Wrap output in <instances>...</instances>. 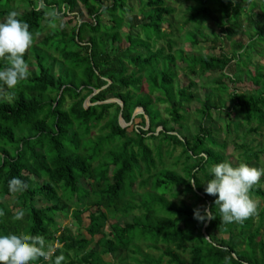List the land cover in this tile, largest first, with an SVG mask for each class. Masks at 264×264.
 Returning <instances> with one entry per match:
<instances>
[{
	"label": "trees",
	"instance_id": "1",
	"mask_svg": "<svg viewBox=\"0 0 264 264\" xmlns=\"http://www.w3.org/2000/svg\"><path fill=\"white\" fill-rule=\"evenodd\" d=\"M187 1L191 4L176 28L167 0H138L139 22L129 0H43L39 11V0H0V19L17 10L14 3L23 5L16 13L34 35L24 59L29 68L31 60L35 65L11 102L3 94L0 98V197L10 199L0 203V235H42L56 256L64 257L61 264H107L104 255L122 251L134 264H264V206L257 210L255 226L254 216L224 224L216 197L204 192L213 178L210 168L226 158L220 129L205 124L213 111H222L221 94L230 91L224 131L228 135L233 127L239 157L251 166L264 152L251 153L252 146L238 143L244 125L250 128L242 137L257 134L264 125V65L252 59L264 55L257 50L264 44V0ZM78 7L86 14L79 21L73 14ZM208 21L226 38L245 35L247 42L233 41L229 53L221 48L206 55L185 54L174 46L177 29L193 47L198 39L208 40L203 32ZM164 23L170 32L163 30ZM224 38L216 35L211 41L223 43ZM161 41L164 46L157 47ZM178 61L189 79L197 71H213L239 84L245 74L255 89L237 93L220 78L214 89L220 95L209 91L201 100L192 81L176 85ZM5 66L0 60V69ZM88 97L91 105L84 108ZM109 99L122 107L104 103ZM193 101L200 104L195 132L184 135L185 106ZM158 105H164L165 118ZM138 108L143 113L133 115ZM231 114L239 123L232 122ZM118 117L128 125L134 119L140 124L128 131ZM94 129L98 133L92 135ZM165 158L171 167H165ZM13 177L24 181L27 190L10 193ZM249 194L264 198L258 185ZM201 206L212 209L216 218L194 219L193 210ZM21 209L24 219L14 220ZM132 213L127 222L109 224ZM59 214L74 218L89 238L59 225ZM140 242L160 254L142 255Z\"/></svg>",
	"mask_w": 264,
	"mask_h": 264
},
{
	"label": "clouds",
	"instance_id": "2",
	"mask_svg": "<svg viewBox=\"0 0 264 264\" xmlns=\"http://www.w3.org/2000/svg\"><path fill=\"white\" fill-rule=\"evenodd\" d=\"M44 7L43 0H39L36 10ZM29 28V24L19 19L14 11L0 22V60L6 65L0 69V94L9 102L15 98L17 86L31 75L29 64L24 59L34 44V35ZM210 172L213 178L206 183L204 192L216 197L214 203L219 206L220 222L243 223L257 214L258 204L249 193L264 176V168L250 167L246 163L234 167L225 161L213 165ZM190 183L195 189L196 183ZM27 188L28 185L19 178L13 177L8 181V191L12 194L23 193ZM3 215V211H0V216ZM24 216L21 209L13 219L21 221ZM193 218L205 222L216 217L212 209L201 206L193 210ZM41 259L46 264H61L64 257L56 256V249L42 235H0V264H31Z\"/></svg>",
	"mask_w": 264,
	"mask_h": 264
},
{
	"label": "rangeland",
	"instance_id": "3",
	"mask_svg": "<svg viewBox=\"0 0 264 264\" xmlns=\"http://www.w3.org/2000/svg\"><path fill=\"white\" fill-rule=\"evenodd\" d=\"M129 4H130V6L133 7V13L136 15L137 21L139 22L141 19V15L137 12L138 0H129ZM167 4L174 9V13L169 18L171 19L173 27L178 28L177 26H181V24L183 23V16H182L183 12L186 11L188 4H191V2H188L187 0H167ZM14 5L18 6V8L15 12H21V10H23L22 4L18 5V3H14ZM73 14L76 16V19L78 21L81 20L82 17L86 16L84 10L81 7H78ZM70 16H72V14ZM4 20H5L4 18H1L0 22H3ZM64 21H65V19H62L60 22L64 23ZM241 22H242V24H245L243 19H241ZM74 23L75 22L73 21L70 26H72ZM167 26L168 25L166 23H164L162 25V28H163V30L166 29L167 32H170L171 30ZM186 29L187 28H185L184 30H186ZM178 30H180V29H177L176 31H174L175 32L174 37L172 38L174 40V42H176V45H174V46L183 49L185 54H196V55H198V54H201V55L217 54L221 48L225 52L229 53L231 51L230 44L233 41H241L242 43H245L248 40L247 36H245V35H238L236 37H232V39L231 38L228 39L225 37V33H222L221 30L212 21H208L205 23V27H204V31H203L207 35L208 40L202 41V40L198 39L199 43L195 47H193L191 44L184 42V40H183L184 31L183 30L178 31ZM46 34H47V30L41 32L38 35L37 40H39L42 36H45ZM216 35H219L222 38L225 37L223 40V43H213L211 41V40H213L214 36H216ZM36 43L38 44L37 41H36ZM126 45L127 44H125V46ZM160 46H164V43L162 41L159 42L157 45V47H160ZM257 50L264 51V44L260 45V47H258ZM252 59L256 63L264 65V55H263V59H260L259 57H252ZM30 62H31L30 69L35 70L34 61L31 60ZM180 66H183L182 62L178 61L177 62V69H176V72H177L176 85L178 87H185L188 85V83L190 81H192L194 83L193 90L198 91V94H199V97L201 98V100L204 99V96L206 94H208L209 91H212L213 96H217L219 94L214 89L216 88L215 81L221 78L220 72L209 71V72L200 73L199 71H197L196 74L191 76L189 79V77L186 76V74L182 71ZM54 71H57V65L54 66ZM228 74H230V73H228ZM221 80H222V84H225V86H227L230 90L231 89L235 90L237 93H243V92L245 93L249 90L255 89L248 84L245 74L242 76V80L239 84L230 82V80L228 78H221ZM229 93H230V91L221 94L222 111H213L212 120L205 121V124L211 125L214 128L220 129V131L218 133V139L220 140V142H223V141L227 142L226 143V149L223 150V154L226 157L225 161L230 162L235 167V166H238L240 163H245V162H244L243 158L239 157V154L241 155V151L234 150L232 140L235 136V131L233 130V127H230V133L228 135L224 131L225 125L227 123V118H228L225 114V110H227V108L230 106V99L228 98ZM0 98H3V96L1 94H0ZM89 99H90V97H88L84 101V103H83L84 108L89 106V104H88ZM69 103H70V100L66 99L65 106H68ZM185 107H186L185 121L182 123L183 128L181 129V133L184 135H188V134L195 132L194 125H195V122L197 120V110L200 108V104L196 101H193V102L189 103L188 105H186ZM158 109H159L162 117L165 118L166 114L164 111V105H158ZM230 116H231L230 118H231L233 123H239V120L236 119L235 114H231ZM139 124H140L139 120L134 119L133 122L128 125V131H130L133 128H138ZM170 125L175 127L176 129L179 128L178 125H176L174 123H171ZM251 126H252L251 128L256 127L255 123H253ZM249 128H250V126H246V125H244L243 128H241V131H239L240 132V138L238 140V143L243 142L244 144H249V146H252L253 149H252L251 153L256 152L258 150L263 151L264 150V125L259 128L257 134H251L248 137L247 136L242 137V135L245 134ZM159 130H161V127H158L157 131H159ZM97 133H98V130L94 129L92 132V135L97 134ZM178 152H179V150H177L174 153V155H177ZM164 163H165V167H171V160L170 159L165 158ZM250 167L264 168V152H263V154H261L259 156L258 162L255 164H252ZM257 185L261 188V190L264 191V176L261 177V180L258 182ZM137 191L140 192V190H138V189H137ZM252 199H254L257 202L258 210L263 208L264 198L262 199L260 197H253ZM9 200L10 199H7V198L5 199L4 197H0V203H3L5 201H9ZM7 203H9L8 204L9 207L13 208V204H11L10 202H7ZM38 206H40V204H38ZM71 209L72 208H69L68 212H71ZM134 213H136V211ZM132 216H133V213L129 217H126V218L120 217L116 220H111V221H109V224L114 223L117 220L119 223L127 222L131 219ZM86 217H87V214H83L81 216V220H82L83 224H85V222H87ZM56 220H57V223L61 226H65V225L69 226L71 228V230L73 231V234H76L75 232H76V230H78L82 235H85L87 237V239L89 238V236L85 233V231L82 227L79 228L78 226H76L77 222L74 220V218H72L70 216L64 217L63 214H59L58 218L56 217ZM257 220H258L257 215H254V218H253L254 226L257 224ZM108 228L109 227L106 224L105 229L107 231H108ZM261 234L264 237V228L262 229ZM97 238L98 237L96 236L95 240ZM138 245H139L140 252L142 255L149 254V255H153L154 257H157L160 254V251L150 248L147 245V243L140 242ZM127 255H128V258H127ZM129 257H130V254L122 251V252H117L114 255H104L103 260L107 264H120V263L134 264L132 262V260H130ZM122 259L123 260L125 259V260L123 262H121Z\"/></svg>",
	"mask_w": 264,
	"mask_h": 264
},
{
	"label": "water",
	"instance_id": "4",
	"mask_svg": "<svg viewBox=\"0 0 264 264\" xmlns=\"http://www.w3.org/2000/svg\"><path fill=\"white\" fill-rule=\"evenodd\" d=\"M104 103H117L118 105H120L122 107V102H120L119 100L117 99H109L107 101H105ZM88 104L90 105L91 103L88 101ZM88 107V106H87ZM142 114L143 113V110L141 108H138L135 110L134 114L133 115H137V114ZM145 119H146V128H148V118L145 116ZM118 124L123 128V127H126L128 124H126L122 118L118 117Z\"/></svg>",
	"mask_w": 264,
	"mask_h": 264
}]
</instances>
